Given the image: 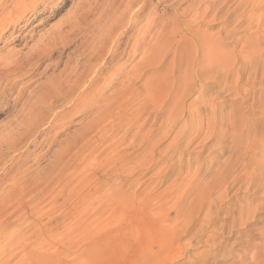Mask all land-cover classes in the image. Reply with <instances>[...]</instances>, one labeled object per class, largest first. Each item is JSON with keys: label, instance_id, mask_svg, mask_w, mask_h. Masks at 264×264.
I'll return each mask as SVG.
<instances>
[{"label": "rangeland", "instance_id": "rangeland-1", "mask_svg": "<svg viewBox=\"0 0 264 264\" xmlns=\"http://www.w3.org/2000/svg\"><path fill=\"white\" fill-rule=\"evenodd\" d=\"M12 1L0 264H264V0ZM102 26L126 33L88 61Z\"/></svg>", "mask_w": 264, "mask_h": 264}, {"label": "bare ground", "instance_id": "bare-ground-1", "mask_svg": "<svg viewBox=\"0 0 264 264\" xmlns=\"http://www.w3.org/2000/svg\"><path fill=\"white\" fill-rule=\"evenodd\" d=\"M8 0H0V9H1V7H3L5 4H6V2H7ZM36 1L37 0H13L12 1V3H11V6L12 5H14L16 8H18L19 6H25L26 4L25 3H29V5L30 6H33L34 5V3H36ZM45 1V0H44ZM38 4V1H37V3H36V5ZM128 4V3H127ZM141 4L138 2V1H131L130 2V4L128 5V6H124V8L123 9H121L120 8V6H117L116 7V12H115V14L113 15V18H114V21H118L119 22V24H122L124 21H125V18H127V14L129 13L130 14V16H129V18H127V19H131L132 21H134L135 19V17H136V15H137V13H138V9H139V6H140ZM10 6V7H11ZM27 7V6H26ZM25 7V8H26ZM33 7H35V6H33ZM31 8V7H30ZM11 9H13V8H11ZM28 9V8H27ZM33 9H35V8H33ZM20 10V9H19ZM28 10H30V9H28ZM27 10V11H28ZM5 11H6V9H5ZM14 11H15V9H14ZM13 11V12H14ZM24 11V10H23ZM27 11H24V12H27ZM34 11V10H33ZM4 12V11H3ZM12 12V11H11ZM11 12H8L7 11V14L4 16L3 14V22H5V20L6 19H12V18H10V16H11ZM16 12V11H15ZM23 12V13H24ZM2 13V12H1ZM23 13H22V15H23ZM14 14V13H13ZM1 15V16H2ZM16 18V17H15ZM14 18V19H15ZM10 21V20H9ZM16 21V20H15ZM15 21H13L14 22V24H15ZM21 21V20H20ZM7 22V21H6ZM12 22V21H11ZM16 23H18V22H16ZM3 25V24H2ZM1 25V27H3ZM7 25H8V23H7ZM12 25V24H11ZM17 26V25H16ZM7 27V26H6ZM9 27V26H8ZM6 30V29H5ZM120 30V28H117V29H114L113 27H105V26H102L101 28H99V29H97L96 30V35L93 37V39H91V38H89V33H87V44H88V41H89V43H90V45H89V47H87L86 48V50H85V52H84V56L86 57L87 56V59H88V61H90L91 60V57L92 56H97L98 58H101V57H104V55L105 54H107V53H110V50L111 49H114L118 44H120V39L119 38H121L122 36H124L125 35V33H126V31L124 30V31H122L121 32V34H118V31ZM4 31V30H3ZM2 33V32H1ZM1 35V34H0ZM85 36V35H84ZM149 36H150V34H149ZM86 38V37H85ZM48 40H50V39H48ZM86 40V39H85ZM42 43V42H41ZM40 43V44H41ZM153 44V38H151L150 39V45H152ZM48 45V44H47ZM50 46H51V44H50ZM40 47V46H39ZM137 41H135V43H134V47H133V49H132V58L133 59H136L137 58ZM54 51V50H53ZM51 52V53H50ZM53 52H52V50L49 48V47H47V46H44L43 48H40L39 49V56L41 57V56H45V55H51ZM39 57V58H40ZM42 58V57H41ZM103 59V58H102ZM100 60V59H99ZM87 61V60H86ZM86 69H88L89 70V73H87V74H85V72L87 71V70H85L84 72H78L77 74H76V72L74 71V68H72L71 69V73L67 76V78H66V83L68 84V85H72L73 86V88H74V90H78V89H82L81 91H85V89L91 84V83H89L90 81H92V78H94L95 76H96V74H98L99 72H101V73H103L102 72V70L105 68V65H104V63L102 64V65H98V66H96V65H93V64H91L90 62H87L86 64H85V66H84ZM7 69V68H6ZM117 71V70H116ZM116 71H115V73H116ZM92 75V76H91ZM94 82V81H93ZM110 85V84H109ZM109 85H107V86H109ZM106 85L104 86V87H101V88H105V87H107ZM65 87V86H64ZM79 90V91H80ZM103 91V90H102ZM78 92V91H77ZM17 240H19L18 238H17ZM16 241V240H15ZM22 241V240H21ZM17 243V242H16ZM17 245H19V244H17ZM24 245V244H23ZM18 248H20V247H18ZM25 251V250H24ZM23 251V252H24ZM28 253V252H27ZM36 256L38 255L37 253L35 254ZM23 260L24 259H20L19 260V262H18V264H23Z\"/></svg>", "mask_w": 264, "mask_h": 264}]
</instances>
